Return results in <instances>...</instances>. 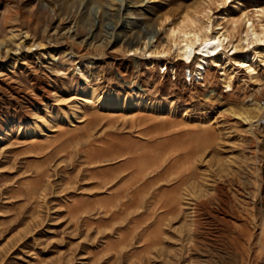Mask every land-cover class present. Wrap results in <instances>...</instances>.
<instances>
[{"label": "rangeland", "instance_id": "obj_1", "mask_svg": "<svg viewBox=\"0 0 264 264\" xmlns=\"http://www.w3.org/2000/svg\"><path fill=\"white\" fill-rule=\"evenodd\" d=\"M199 5L196 25L238 51L185 85L174 49L152 54ZM250 26L264 0H0V264H264V136L242 118L264 100ZM92 89L146 103L60 118Z\"/></svg>", "mask_w": 264, "mask_h": 264}, {"label": "bare ground", "instance_id": "obj_2", "mask_svg": "<svg viewBox=\"0 0 264 264\" xmlns=\"http://www.w3.org/2000/svg\"><path fill=\"white\" fill-rule=\"evenodd\" d=\"M206 8H208V6H203V5L202 6L199 5L194 8H188L184 13V17L182 19L183 22H181L177 27L171 30L170 32L171 37L168 46L159 48L157 50L155 49L154 53L152 54L154 58L153 62L156 66V63L167 61L166 59L171 57L172 53L174 52V55L177 58V62H180V66L182 69H180L179 71V69L176 68L174 65L172 66V68L173 67L174 69L176 68V73H179V75L183 77L185 85H187L186 83L188 77L191 78L190 81L193 78L202 83L207 82L209 69L204 64H206L207 61H211L213 62L214 65H217L220 59L223 57V55L227 52V49L231 48V46L233 45L232 44L233 34L229 30H223V31L218 30L213 33L211 26L204 25L202 27H199L196 25V21H197L195 20L196 15ZM247 33L248 36L250 37L252 36V43L256 41H262L264 43V27H262L260 30H256L252 26H250L247 30ZM172 49H174L173 52ZM237 49H238L237 45L232 46L231 50H233L234 52L233 55L237 53L238 51ZM138 51L139 49L134 50L135 53ZM261 54H262L261 52L256 53L257 56H260ZM196 56L201 57V62L198 65V68L194 69L193 67H191V65ZM225 60H226V66L228 67L232 66L231 67L232 69H234L233 68L234 64L244 67L246 63L245 57H241V56H238V59L237 58L232 59L230 55H227L225 56ZM155 66H153L152 69H155ZM236 69H238V67ZM167 70H169V68H167ZM151 72L153 71L151 70ZM253 72L255 71L253 70ZM163 73H165V70L163 71ZM251 78L253 79L252 76ZM232 80H233L232 76L225 80L226 89H227V91H225L226 93L227 92L230 93L232 91V86H233ZM204 86L207 85L204 84ZM93 102H96L101 106H107V107L119 105L122 108L126 106H130V107L133 106L140 108V106L145 101L142 95H133V96L131 95V98H125V100H122L119 97H113V96L101 97V95H98L96 91L93 89L90 91H81V94L79 95V102H78L79 105L77 106V108L76 109L73 108L74 110L72 109L73 112L71 111V113L61 114L60 118L68 120L70 117H74L75 115H77V111L80 108H82L83 105L91 106ZM119 106L118 108H120ZM258 111L260 112L261 109L260 107L258 108L257 106V112ZM242 115L244 122L248 126H250L249 128L250 130L252 129L253 123L255 125V123L259 120V119L255 120L254 117L252 118L249 114L246 113H243Z\"/></svg>", "mask_w": 264, "mask_h": 264}, {"label": "built area", "instance_id": "obj_3", "mask_svg": "<svg viewBox=\"0 0 264 264\" xmlns=\"http://www.w3.org/2000/svg\"><path fill=\"white\" fill-rule=\"evenodd\" d=\"M259 107L261 109V117L259 118V120L256 122V128L260 130V132L263 134L264 136V100L259 102Z\"/></svg>", "mask_w": 264, "mask_h": 264}]
</instances>
